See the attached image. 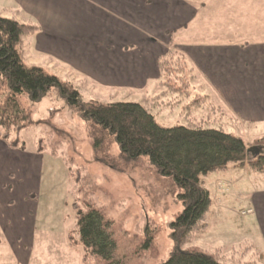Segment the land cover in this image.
<instances>
[{"label": "rangeland", "instance_id": "obj_1", "mask_svg": "<svg viewBox=\"0 0 264 264\" xmlns=\"http://www.w3.org/2000/svg\"><path fill=\"white\" fill-rule=\"evenodd\" d=\"M244 2L247 11L258 6L264 8L259 0H254L251 4H249L250 0ZM82 9L83 1L75 0L76 16L82 14ZM22 13L14 6L12 0H0L2 16L15 17L21 21ZM255 14L260 16L264 12L257 10ZM32 22L33 19L27 18V23ZM132 33L136 37L133 36L129 41L135 43L137 49L140 43H143V39L151 38L148 37L151 36L149 32L136 31L134 28ZM34 40V36L24 38L23 51L26 62L41 66L60 79L69 81L78 88L83 100L105 103L134 102L162 93L161 89H157L154 81H150L146 93L100 88L92 80L71 70L67 61L37 49ZM161 45H166V41ZM188 74L189 71L186 70L183 75L189 76ZM194 95H208V104L195 107L192 101L196 96H191L177 106L155 110L153 115L157 123L164 127H173L186 126L189 122H194L201 123L205 128L222 129L226 133L242 138L247 149L257 146L258 140L264 138V121L256 123L239 121L220 100H217V97L211 94V90H199ZM168 98L171 99V96ZM21 101L30 109L32 120V126L20 135L25 142V152L36 155L37 142L51 145L48 151L43 152L41 158L38 189L30 192L31 197L28 192V201L31 204L28 205L27 210L31 211L32 219H36L37 228L31 253L22 263L20 262L22 254L13 255L11 250H4L3 247L7 259L0 264L8 262L81 264L82 246L70 245L67 238V234L75 229L73 209L75 184L69 177V169L78 177H83V182L79 184L85 190L93 191L90 195L93 203L105 209L108 216L124 230L133 233L136 226L144 227L147 221L159 227L155 240L157 256L150 257L145 253L140 264L167 262L175 247L171 236V224L184 208L178 197V189L168 179L158 175L145 157L128 165L117 159L118 167L122 172L118 168L112 169L98 162L92 152L86 123L76 110L67 105V101L59 95L57 89H52L38 103L31 104L27 97H23ZM55 144L58 145L54 146ZM53 149L57 151L55 156L50 154ZM114 153H117L116 149ZM15 164L19 170V177H24L29 164L26 165L27 167L20 161ZM202 181L211 192L212 206L206 220L207 231L200 234L194 244L211 252L220 251L230 263L264 264V247L259 237L262 232L259 219H264V206L260 200L257 204L259 208L254 209V213L243 212L247 208H250L248 210L254 208L249 200L252 191L256 190L262 197L264 174L252 175L249 166L246 165L244 168H229L226 171L209 173L202 177ZM34 184L33 180L29 181L26 178L20 180L19 187L34 188ZM226 185L228 188L229 185L231 186L229 193H223L227 188ZM238 191H242L243 195ZM239 223L242 224L241 227ZM1 249L2 247H0L2 254ZM259 256L261 258H258Z\"/></svg>", "mask_w": 264, "mask_h": 264}, {"label": "crops", "instance_id": "obj_2", "mask_svg": "<svg viewBox=\"0 0 264 264\" xmlns=\"http://www.w3.org/2000/svg\"><path fill=\"white\" fill-rule=\"evenodd\" d=\"M81 1L82 14L76 16L75 0H12L23 12L20 22L31 18L40 27L34 35L37 49L67 61L71 70L100 88L144 93L154 81L160 89L159 62L175 52L189 71L194 93L211 90L239 121H264V14H255L264 12L262 6L247 11L244 0ZM132 28L151 35L138 49L129 41L136 37ZM35 153L11 149L0 140V263L7 259L3 247L22 254V263L31 253L37 228L27 210L28 195L38 189L44 155ZM17 161L29 164L24 177H19ZM26 178L34 188L19 187ZM226 187L225 193L230 192L231 186ZM261 194L255 190L249 197L252 213L260 200L264 206ZM259 221L264 247V219Z\"/></svg>", "mask_w": 264, "mask_h": 264}, {"label": "trees", "instance_id": "obj_3", "mask_svg": "<svg viewBox=\"0 0 264 264\" xmlns=\"http://www.w3.org/2000/svg\"><path fill=\"white\" fill-rule=\"evenodd\" d=\"M38 31L40 27L34 23L0 14V140L11 149L25 150L20 135L32 126V120L30 109L21 99L27 97L35 104L57 89L86 123L98 162L122 172L117 159L128 165L145 157L158 175L178 189L184 208L171 224L175 247L164 264H237L230 263L218 250L211 252L194 244L207 231L206 220L212 206L211 192L202 177L246 165L252 175L264 174V153L247 154L242 138L222 129L205 128L201 123L173 127L157 123L155 110L177 106L191 96H196L192 101L195 107L209 102L208 95H194L191 77L183 75L187 69L177 53L168 52L159 62L162 93L137 102L83 100L72 83L26 62L24 38ZM50 145L37 142L36 152L48 151ZM257 146L264 147V138L258 140ZM56 153V149L50 152L52 156ZM69 177L75 184V229L67 238L70 245L82 246L81 264H140L145 253L157 256L155 240L159 227L155 223L147 221L144 227L136 226L133 233L124 230L105 209L93 203V191L79 184L83 177L71 169Z\"/></svg>", "mask_w": 264, "mask_h": 264}, {"label": "water", "instance_id": "obj_4", "mask_svg": "<svg viewBox=\"0 0 264 264\" xmlns=\"http://www.w3.org/2000/svg\"><path fill=\"white\" fill-rule=\"evenodd\" d=\"M249 153H252L254 156L261 155L262 153H264V147L254 146L247 150V154Z\"/></svg>", "mask_w": 264, "mask_h": 264}, {"label": "built area", "instance_id": "obj_5", "mask_svg": "<svg viewBox=\"0 0 264 264\" xmlns=\"http://www.w3.org/2000/svg\"><path fill=\"white\" fill-rule=\"evenodd\" d=\"M252 211L251 210H248L246 213H251Z\"/></svg>", "mask_w": 264, "mask_h": 264}]
</instances>
